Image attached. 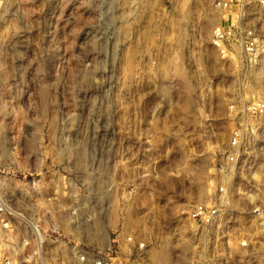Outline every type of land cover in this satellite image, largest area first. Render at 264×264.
I'll return each mask as SVG.
<instances>
[{
  "label": "rangeland",
  "instance_id": "374dc122",
  "mask_svg": "<svg viewBox=\"0 0 264 264\" xmlns=\"http://www.w3.org/2000/svg\"><path fill=\"white\" fill-rule=\"evenodd\" d=\"M216 1L0 0V193L58 238L55 264L108 243L123 248L114 264L182 263L204 243L264 264V127L256 163L227 187L230 234L197 233L188 215L220 196L215 164L236 126Z\"/></svg>",
  "mask_w": 264,
  "mask_h": 264
},
{
  "label": "built area",
  "instance_id": "2783aa9c",
  "mask_svg": "<svg viewBox=\"0 0 264 264\" xmlns=\"http://www.w3.org/2000/svg\"><path fill=\"white\" fill-rule=\"evenodd\" d=\"M214 7L221 12V18L212 29L211 45L236 75L234 81L227 84L224 94L226 117L236 126L224 156L215 164V169L223 177L220 196L210 204L194 205L188 215L197 233L212 232L219 237L230 229L226 216L228 208L224 205L227 187L234 184L233 179L240 169L256 163L257 159L251 158L260 142L256 132L264 127V93L259 90L257 82V71L264 66V33L258 28L264 18V0H217ZM253 213H259V208ZM69 214L74 212L69 211ZM61 229L60 224L53 225L54 232L59 233ZM58 243V238L51 244L45 243L40 223L29 218L25 210L17 208L9 197L0 193V264H51L49 260H54L55 264ZM238 243L240 251L249 254L248 251L252 250L249 240L242 239ZM205 244L209 243L196 246L199 251L194 256L198 258L175 264H235L234 259L223 257L235 254L230 250L227 255V248L231 249V245ZM136 246L144 250L146 243L139 241ZM122 253L120 245L115 248L108 243L97 254L98 258L91 260L89 254L78 257L74 247L70 249V259L73 264H114L111 256ZM253 255L251 251L248 257L252 259Z\"/></svg>",
  "mask_w": 264,
  "mask_h": 264
}]
</instances>
